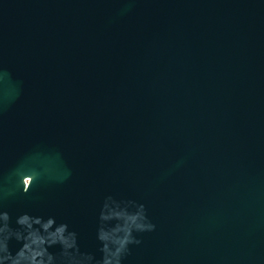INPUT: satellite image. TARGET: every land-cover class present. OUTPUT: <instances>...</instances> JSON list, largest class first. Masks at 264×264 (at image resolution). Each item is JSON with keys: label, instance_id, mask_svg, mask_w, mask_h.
<instances>
[{"label": "water", "instance_id": "95a60500", "mask_svg": "<svg viewBox=\"0 0 264 264\" xmlns=\"http://www.w3.org/2000/svg\"><path fill=\"white\" fill-rule=\"evenodd\" d=\"M126 239L264 264V0H0V264Z\"/></svg>", "mask_w": 264, "mask_h": 264}, {"label": "clouds", "instance_id": "9594fccd", "mask_svg": "<svg viewBox=\"0 0 264 264\" xmlns=\"http://www.w3.org/2000/svg\"><path fill=\"white\" fill-rule=\"evenodd\" d=\"M24 192H28L29 191V188L25 187L24 189ZM2 219L7 222L10 220V215L5 212L2 214ZM29 219H33L32 217H30L28 214H23L22 216H20L18 218V223L20 225H24L26 221H28ZM37 223H39L41 220H43V218H35L34 219ZM54 220L53 218H50L49 219V224L53 223ZM28 228H32V225H28L27 226ZM5 230H7V224L5 225ZM68 230V225L67 224H62L60 225V227L57 229L58 232L60 233H64V232H67ZM75 233H70L69 236H72L75 238ZM17 239H21V236L19 235V233H17ZM63 236H61V241H63ZM129 239H126L124 240L122 243H121V246L119 248L116 249V251L114 253H112V257H114L116 259V264H120V261H119V257L120 255L124 252L125 248H126V245L129 243ZM137 243H139V241H136ZM58 241L53 239L50 243H49V246L51 245H55L57 244ZM24 248H27L28 245L25 244L23 246ZM5 250L7 251V241L5 240ZM104 252L107 251V245L104 246ZM23 252V248L21 249V253ZM21 253H17V255H21ZM11 254L9 253V256H6L4 257L5 260H8L10 258ZM64 256L67 257L69 256V253L65 252L64 253ZM45 258L47 259V262L48 264H51V262L55 259V257L48 252V249L45 248L43 251H37L35 252L33 255H31L30 257H25V259L27 260V264H45ZM14 264H19L18 261H14ZM103 264H112V259L111 258H108V257H105L104 261H103Z\"/></svg>", "mask_w": 264, "mask_h": 264}]
</instances>
